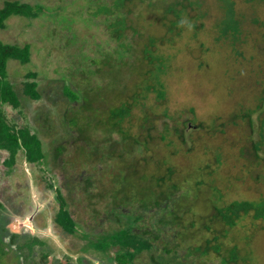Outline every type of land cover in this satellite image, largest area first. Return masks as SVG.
I'll return each instance as SVG.
<instances>
[{
	"label": "rangeland",
	"instance_id": "obj_1",
	"mask_svg": "<svg viewBox=\"0 0 264 264\" xmlns=\"http://www.w3.org/2000/svg\"><path fill=\"white\" fill-rule=\"evenodd\" d=\"M6 1L40 7L35 18L10 17L4 29L0 30V40L19 47L30 46L28 64L22 65L13 60L7 64L8 80L21 98L22 115L10 107H5L4 111L8 120H14L19 125L29 124L32 132L39 136L48 167L40 165L31 169L26 162L16 160L14 166L8 168L3 164L7 153L0 150V227L7 223L6 243L10 234H29L40 238L43 243L41 249L46 254L45 264H78L77 259L81 254L91 259L92 264H104V261L101 262L102 256L93 247L88 246L85 251L80 249L85 243L89 244L91 238L95 240L119 228L107 210L110 197L96 198V194L103 188L99 182L108 187V177L100 178L114 172L111 170L114 163L110 161L109 167L107 165L102 168L99 162L94 167L85 168H74L66 164L75 155L76 148L72 139L79 126L72 119V114L65 120L66 112L76 103L65 95L64 88L67 86L73 90H86L87 85L93 87L107 82L104 75L96 72L98 66L93 63L99 62L105 54L112 53L117 47L116 42L109 39L106 22H102L104 15H93L97 5L106 0L91 3L89 0H0V8ZM235 3L238 13L245 18H238L245 34L234 45L231 40L222 39L217 32L216 23L223 14L215 0H206L205 6L201 8L207 12V17L196 18V14L188 9L181 15L180 24L171 32L169 22L174 19L172 15L166 16L164 4L136 7L133 14L127 17L129 21L125 31L126 42L134 48V52H138L139 58L142 57L141 50L148 44V39H154L151 50L162 64V70L155 81L162 85L165 99L159 103L153 91L139 90V87L155 84L152 79H147L150 76H146V70L138 75L132 74L133 78L126 76L127 94L138 91L142 97L139 104L132 108L131 118L125 119L124 128L131 134H138L141 129L137 119L145 113L151 116L155 114L153 118L156 120L152 123V131L155 132L152 135L156 137H160L164 123L171 127L174 120L185 122L182 133L185 143H181L175 135L167 137L179 150L177 158L171 159L180 163L192 159L196 165L203 167L210 164L209 171L219 172L221 177L223 205L233 201L254 200L255 196L264 191V178H254L256 174L263 176L264 163H257L250 156L253 150L251 141L259 139V130L255 128L254 132L249 133L245 122L239 117L233 118L234 113L238 114L240 110H250L254 112L252 118L257 123L263 114L255 108L262 96L259 90L264 86V72L258 73V55L264 52V2L247 5L242 0H235ZM194 26L200 27L196 29ZM133 57L129 61L134 60L135 55ZM29 72L36 74L33 80L37 82V90L41 94L38 101L21 96ZM123 72V67L112 71L111 85L117 83L118 76H123ZM259 75L261 78L258 79ZM261 79L262 84L258 85L256 82ZM248 84H252L253 90L247 89ZM114 90L109 87L105 91L115 93ZM99 107V114H102L104 109L102 105ZM201 123L212 127L213 132L205 134L204 129L198 128ZM180 124L175 126L179 130L183 128V124ZM96 131L95 138L100 141L107 137L114 140L118 138L115 133L109 134L99 129ZM201 136L203 139L199 140ZM195 142L196 153L188 158L183 157L182 151H186ZM59 146H63L64 151L55 160V149ZM217 147H221L223 167L215 163L216 158L220 157L216 152L219 151ZM242 152L244 155H241ZM39 168L47 173L43 174ZM8 169H13V172L7 176L4 172ZM85 175L92 176V185L86 186L82 178ZM237 177L243 178L242 184L236 181ZM49 181L53 189H48ZM59 188L67 202V209L78 223L79 233L74 237L65 235L53 225V217L59 208L55 189ZM129 209L133 214L141 213L136 206L135 209ZM144 213L143 216L149 222L154 220L151 218L152 212L147 215ZM240 226L247 231L239 237L242 239L239 242L243 247L245 245L248 252L251 250L250 264H264V221H254L248 215L240 222ZM81 232L87 234V240L82 238ZM155 244L158 248L151 253L143 251L134 259V263L154 264L151 261L152 255L155 259L162 255L165 257L161 240ZM4 247L0 242V264H19L20 254L14 256L10 250L7 254ZM38 253L31 256L32 261L29 263L42 264ZM217 263V259L211 261V264ZM82 264L86 263L82 261Z\"/></svg>",
	"mask_w": 264,
	"mask_h": 264
},
{
	"label": "trees",
	"instance_id": "obj_2",
	"mask_svg": "<svg viewBox=\"0 0 264 264\" xmlns=\"http://www.w3.org/2000/svg\"><path fill=\"white\" fill-rule=\"evenodd\" d=\"M98 0H89L91 2ZM219 4L223 16L217 21V32L222 39L231 40L234 45L241 41L243 25L238 20H243L244 15H240L236 9L235 0H215ZM245 4L262 3L264 0H242ZM206 0H106L101 1L94 16L104 15L102 22H106L109 39L116 42V48L112 53L104 55L99 62H93L98 68L96 70L107 78V82L102 85L91 87L87 85L86 90L69 87L64 88L65 95L71 102L76 103L65 114V120L70 114L78 124V132H75L72 139L75 146V155L66 161L73 167H94L98 162L105 167L110 161L112 174L102 175L100 180L108 177L109 185L100 183L101 189L96 198L106 199L110 197V203L107 210L114 217L115 223L119 225L117 230L101 235L99 238H91L89 244L85 243L80 249L85 251L88 246L93 247L102 256L101 262L104 264H135L134 259L143 251L153 252L158 245L155 244L161 240L164 256L154 258L151 261L154 264H211V261L217 259V264H250L252 263L251 250L240 245L242 239L239 237L245 234L244 227L240 222L244 217L251 215L254 221H264V191L254 197V200L233 201L229 204H222L223 194L221 189L220 175L209 171L210 164L196 165L194 160L185 162L172 161V157L177 158L176 144L168 140V136L175 135L181 143H185L184 133L186 123L174 120V125L164 123L160 137L153 136L152 127L156 120L149 113L137 119L141 131L138 134H131L123 124L126 118H131V110L139 104L142 93L138 91L129 95L126 92V76L132 74L138 75L146 70V76L155 81L157 74L162 70L161 60L154 56L151 48L154 46V39H148V44L141 50L142 57L139 58L138 52L126 42L128 25V16L133 14L136 7L152 6L164 4L166 16L172 15L174 20L169 22V31H173L177 24H180L181 15L188 9L196 14V18L207 17V12L201 8L205 6ZM98 4V3H96ZM95 4V5H96ZM156 5V6H157ZM40 11V7H32L25 3L17 1H6L0 8V30L4 29L5 22L13 16L25 18H35ZM245 19V18H244ZM256 23V20H253ZM196 29L200 26H194ZM135 32V31H134ZM248 34V33H247ZM135 55V59L129 61ZM259 74L264 72V52L259 55ZM131 57V58H130ZM134 58V57H133ZM17 61L22 65L30 62V46L22 47L5 44L0 40V150L7 153L3 161L4 166L11 168L21 160L31 168L44 165L48 167L47 156L43 151L41 139L32 132L29 124L19 125L14 120H8L5 114V107H10L22 115L21 98L8 80L7 64L8 61ZM257 60V59H256ZM138 61V63H137ZM147 64L144 65L143 62ZM258 62V61H257ZM261 66V67H260ZM123 67V76H118L117 83L111 85L112 71ZM144 73V74H145ZM35 73H28L22 86V95L25 99L38 101L41 94L37 90V82L33 80ZM261 76H258V79ZM133 82V81H131ZM136 83V82H135ZM262 84V79L256 82ZM109 85V86H107ZM115 89V93H108L107 88ZM252 84H248L247 89H252ZM119 89V91H118ZM138 89V88H137ZM141 91H153L157 95V101H164L165 93L162 85L157 81L155 84H147L139 87ZM253 90V89H252ZM262 96L259 98V104L256 111L263 112L262 117L255 123L252 115L253 111L241 110L234 117H239L245 122L249 133L254 129L259 130L258 140L252 142V152L250 156L254 161L264 163V86L259 90ZM117 102V106H116ZM104 109L99 114L101 107ZM239 105V104H238ZM105 115V116H104ZM164 116L167 118L166 114ZM183 124L180 130L176 124ZM180 124V125H181ZM204 129L205 134L212 131L209 127L201 123L198 127ZM115 133L117 139L107 137L102 141L96 139V130ZM200 129V130H201ZM181 131V132H180ZM88 135V133H90ZM202 136L199 140H202ZM226 143V141H225ZM190 146L183 157L188 158L196 153V142ZM216 148V147H215ZM216 158V165L223 167L221 158ZM63 146L55 149V160L62 155ZM181 152V151H180ZM240 155V154H239ZM241 155H244L242 152ZM215 151L213 150V160ZM40 172L47 173L46 170ZM208 170V171H206ZM206 171V172H205ZM13 172L6 170L8 175ZM106 172V171H105ZM102 172L101 174L105 173ZM106 174V173H105ZM81 175V174H80ZM215 177V178H214ZM263 177L254 175V178ZM86 186L92 185V176L82 177ZM82 179V180H83ZM241 177L236 181L242 184ZM234 181V179H232ZM218 185V186H217ZM48 189H53L52 183H47ZM88 189V188H87ZM56 190V200L59 208L53 217V225L61 230L65 235L71 237L79 233L77 222L73 219L70 211L67 209V202L61 193V189ZM217 190V191H216ZM94 195V196H96ZM93 197V196H91ZM138 208L141 213L133 214L132 210ZM129 209V210H128ZM151 212L154 220L150 221L143 216ZM6 224L0 227V237L6 234ZM122 224V228L120 225ZM139 224V226L137 225ZM247 232V231H246ZM7 235V234H6ZM83 239L87 238L85 232H81ZM9 244L16 246L15 253L24 258V264H31V256L38 253L42 264H45L46 254L41 249L42 240L36 236L9 235ZM22 239V240H19ZM89 239V238H88ZM87 240V239H86ZM167 240V241H164ZM156 241V242H154ZM0 242L6 247L7 244ZM155 247H154V246ZM4 247V248H5ZM41 249V250H40ZM83 249V250H82ZM6 252V251H5ZM113 252V253H112ZM112 254V255H111ZM92 264V260L85 256H79L78 264ZM68 264H71L68 262Z\"/></svg>",
	"mask_w": 264,
	"mask_h": 264
},
{
	"label": "flooded vegetation",
	"instance_id": "obj_3",
	"mask_svg": "<svg viewBox=\"0 0 264 264\" xmlns=\"http://www.w3.org/2000/svg\"><path fill=\"white\" fill-rule=\"evenodd\" d=\"M32 219V218H31ZM40 237V236H39ZM1 239H2V241L5 243V245L7 244V246L4 248V250L7 252V254H8V251L10 250L11 252H13V254H14V256L15 255H17L16 253H15V249H16V246L13 244H9V241L6 243V239L5 238H7V236H6V234L4 235V236H2V237H0ZM10 238V237H9ZM38 238V237H37ZM39 240H41L40 238H38ZM9 240V239H8ZM81 256H85L84 254H81ZM21 259H20V261L18 262L19 264H24V262H23V259L24 258H22V257H20Z\"/></svg>",
	"mask_w": 264,
	"mask_h": 264
}]
</instances>
